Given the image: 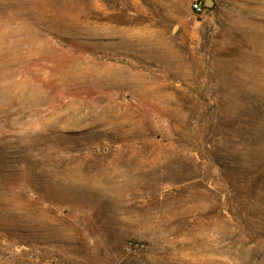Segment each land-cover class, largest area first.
Listing matches in <instances>:
<instances>
[{"label": "rangeland", "instance_id": "rangeland-1", "mask_svg": "<svg viewBox=\"0 0 264 264\" xmlns=\"http://www.w3.org/2000/svg\"><path fill=\"white\" fill-rule=\"evenodd\" d=\"M211 1L0 0V264H264V0Z\"/></svg>", "mask_w": 264, "mask_h": 264}, {"label": "built area", "instance_id": "built-area-1", "mask_svg": "<svg viewBox=\"0 0 264 264\" xmlns=\"http://www.w3.org/2000/svg\"><path fill=\"white\" fill-rule=\"evenodd\" d=\"M193 11L197 15H203L204 12L206 11L204 5L201 2H196L193 4Z\"/></svg>", "mask_w": 264, "mask_h": 264}, {"label": "water", "instance_id": "water-1", "mask_svg": "<svg viewBox=\"0 0 264 264\" xmlns=\"http://www.w3.org/2000/svg\"><path fill=\"white\" fill-rule=\"evenodd\" d=\"M207 6L213 5L211 0H208V2L206 3Z\"/></svg>", "mask_w": 264, "mask_h": 264}, {"label": "trees", "instance_id": "trees-1", "mask_svg": "<svg viewBox=\"0 0 264 264\" xmlns=\"http://www.w3.org/2000/svg\"><path fill=\"white\" fill-rule=\"evenodd\" d=\"M206 9V8H205Z\"/></svg>", "mask_w": 264, "mask_h": 264}]
</instances>
